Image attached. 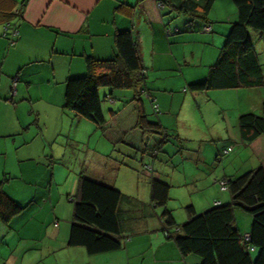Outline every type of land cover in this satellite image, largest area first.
<instances>
[{
  "label": "crops",
  "instance_id": "1",
  "mask_svg": "<svg viewBox=\"0 0 264 264\" xmlns=\"http://www.w3.org/2000/svg\"><path fill=\"white\" fill-rule=\"evenodd\" d=\"M12 2L14 11L18 12L22 8V12L18 18L11 21L18 28L15 45L9 47L8 42L0 36V139L21 135V138H15L13 145L15 148L23 147L18 159L32 161L39 158L43 160L42 162L49 159L51 166L19 165V172L16 173L8 168L6 159L0 158V182L4 181L3 191L22 204L27 199L21 200L23 195L18 191L21 187L17 184L32 183L35 185V193L29 198V203L37 205V202H43L38 208L27 209L30 206L27 205L23 212L8 224L0 222V264H47L53 257L55 264H201L197 256H182L174 241L165 235L160 218L163 208H158L152 203L151 185L147 181H144L141 190L138 187L142 183L137 182L135 185L137 189L130 205L123 206L122 200L120 201L118 207L120 235L126 240L121 250L88 256L83 248H70L68 246L70 222L64 223L63 226L57 220L62 196L68 191H73L80 171H84L91 180L112 186L111 172L122 168L112 155L118 154L119 148L123 151L124 148L133 149L123 142L112 145L100 135L99 138L94 135L97 138V146L94 151L91 150V159H79L72 169L67 167L64 169V166L59 167L52 163L55 155L49 145L55 140L46 136L48 129L50 131L49 124L53 125L51 135H59L64 131L66 81L86 75V58L98 61L112 59L116 53L114 40L118 32L130 31L136 39L146 75V67L149 66L153 72L180 70L179 46L173 45L179 44L182 39L191 35L169 39L173 35L166 34V30L171 27L166 20L168 9L158 10L154 0H12ZM226 31L228 34L229 30ZM1 32L0 27V34ZM212 33L211 31L203 34ZM197 39H194L196 43L203 44L205 48L201 53L191 52V59L197 61L202 68H210L216 52L208 51L207 61L204 62L206 48L208 44L219 46L223 41V35H197ZM183 56L186 60L184 54ZM257 59L259 62L258 57ZM204 77L205 71L200 70L191 74L188 80L194 83ZM13 79H17L14 89ZM248 90L247 106L243 99L237 102L234 108L224 110L223 104L220 108L226 114L223 121L226 125L228 144L225 147H231V158L238 160L237 155L247 157L248 163H253L256 168L258 160L239 138L237 119L242 114L261 113L264 86ZM99 93L112 97V100H105L106 106L102 104L105 118H108L109 111L119 107L123 102L122 98L126 100L131 97L127 92H110L104 89H100ZM154 100L157 104L155 98ZM142 109L145 112L143 99ZM74 118L77 120L75 125L78 129L83 125V121L79 117ZM84 127L91 130L86 125ZM72 137L74 140L84 141L77 133ZM7 146H9L7 141L0 140V156ZM226 158L217 154L218 162ZM104 160L111 163L105 161L103 166L97 163H104ZM247 161L243 160L238 164L236 173L246 169L244 163ZM164 162L159 160L156 174L152 165L150 178L164 182L162 176L164 171L162 166H166L163 165ZM28 171L31 175L25 178L24 173ZM6 172L9 179L6 178ZM218 181L216 183L219 185ZM178 183L181 188L191 187L194 181L183 172L182 182ZM41 185H45L46 191H39L38 187H42ZM192 189L196 188L192 186ZM170 200L177 201V198H169L168 202ZM230 200V195L227 198L216 190L207 205H211L209 207L211 208L215 203L225 204ZM178 201L179 209L184 210L186 206L192 204L197 213L192 201L183 199ZM168 202L165 208L170 209L172 214V209L167 207ZM187 220V215L173 217L174 223L178 226ZM236 227L239 228L237 223ZM244 231L248 234L250 228Z\"/></svg>",
  "mask_w": 264,
  "mask_h": 264
},
{
  "label": "trees",
  "instance_id": "2",
  "mask_svg": "<svg viewBox=\"0 0 264 264\" xmlns=\"http://www.w3.org/2000/svg\"><path fill=\"white\" fill-rule=\"evenodd\" d=\"M215 1L205 0L200 5L195 0H154L155 4L162 5L158 9L160 11L166 8L185 16L189 23H201L200 31L211 27L207 16ZM231 1L237 12V22L231 25L207 76L187 85L191 93L264 86V73L249 33L264 34V0ZM21 12L22 8L14 11L12 0H0L1 29L8 26L18 31L11 21L18 18ZM179 33L177 28L166 30L167 35ZM114 42L116 53L112 59L98 61L86 58V75L66 81L64 109L94 123L110 144L123 142L141 156L157 159L161 144L167 141L168 136L163 135L160 124L150 120L142 109L141 97H146L151 106L155 100L146 86V69L142 65L139 47L130 31L118 32ZM14 45L8 42L9 47ZM14 83L17 79L12 80V85ZM102 88H108L110 92L132 90L134 95L116 110L109 111L108 118H105L99 93ZM103 98L112 100L111 96ZM154 115L157 117L158 114ZM237 129L240 140L258 160V166L241 176H224L218 181L226 182V189L221 190L219 185V190L228 192L229 203H215L200 214L188 206L185 208L188 220L178 226L171 211L165 208L169 200V186L153 178L150 181L151 201L158 208H163L160 218L165 235L174 241L182 256H197L201 264H264V102L260 116L252 113L240 115ZM227 148L231 147H223L218 156ZM230 153L222 157H228ZM148 166L151 172L152 165L144 166V170L148 171ZM3 183L0 182V222L8 224L23 212L25 206L3 191ZM77 184V192L70 198L72 218L68 246L83 248L88 256L121 250L126 240L120 235L117 214L123 195L112 186L91 180L84 171H80ZM235 208L252 217L249 245L254 248L253 252L246 249L242 236L233 226ZM253 254L255 258H252Z\"/></svg>",
  "mask_w": 264,
  "mask_h": 264
},
{
  "label": "rangeland",
  "instance_id": "3",
  "mask_svg": "<svg viewBox=\"0 0 264 264\" xmlns=\"http://www.w3.org/2000/svg\"><path fill=\"white\" fill-rule=\"evenodd\" d=\"M195 1L200 5H203L205 2V0ZM168 10L166 13V20L171 26L170 29L177 28L180 31L179 34L170 36L169 39L185 35L191 36L182 39L179 44L173 45L176 47L179 46V57L181 62L180 70L176 69L173 72H153L151 66L146 67L147 75L145 82L152 97L156 99L157 104H154L159 107V115H157V117L153 113L149 100L142 97L145 114L150 120L160 124L163 129V135L168 136L167 141L164 144H161V150L157 155L158 157L154 160L151 157L141 156L138 152L128 148H124V151L120 148L117 149L119 150L117 151L118 154L112 155V158H116L122 168L111 172L110 183L123 195L122 205L128 206L135 195V190L137 189L135 185H137V182L142 183L138 187L141 190L144 187V181H147L148 183L151 181V172L145 171L144 166L153 165L156 174L158 172L156 167L159 160L165 161L163 165L166 166H162L164 168L162 173V176H164V183L170 187L169 198H177V201L170 200L168 202L169 206L167 207L168 209H172L173 217H178L179 215H187L185 209L183 210L178 208L180 205L178 201L179 199L192 201L195 204L194 206L197 208V214H200L204 210L209 209L211 205L208 206L207 202L210 201L211 195H213L216 190L218 193L229 198L228 192H220L219 185L216 181L221 180L223 176H241L246 172L253 170L254 165L253 163H248L247 157H241V155H237L238 160H235L236 158H231L232 155H230L222 162L217 161L218 151L228 144L226 125L223 121L226 114L221 110L220 105H225L224 110L227 108H234V106H237V102L245 99V104L247 106V102L249 101L247 93H249V90L246 88H238L234 90L210 91L206 93H191L187 90V85L191 84L188 80L191 74L196 73V71L199 72L200 70H204L207 76L209 68H202L199 66L197 61H193L191 59V52L201 53L205 48L203 44L196 43L194 39H197V35H223V41L220 42V45L216 47L213 44H208L204 54V62H206L208 51H215L216 53L212 61V64H214L224 44L225 37L227 36L226 30H229L231 25L237 22V12L232 1L216 0L214 2L212 9L207 16L211 24L212 34H203L204 32L200 31L201 23H189L185 16L172 13ZM249 33L253 42L254 52L255 54L257 53L256 57L259 58V64L261 65L262 72L264 73V35L252 31ZM183 54L185 55L186 60H184ZM149 60L151 62L150 58ZM102 89L108 90V88ZM116 92H127V95H131L130 98L134 95L132 90L131 92L127 90ZM242 95H245V97H242ZM103 97L104 95L102 94V103L106 106L107 100L105 101ZM130 98L126 100L122 98L121 101L124 102L130 100ZM113 99L115 98L113 97ZM64 112L63 133H58L59 135H51L53 125L49 124L50 131L48 129L46 136L47 138L51 137V139L55 140L51 143V145H49L55 155V159L52 163L57 164L59 167L64 166V169L65 167L72 169L77 165V160H85L86 158L91 159V150L94 151L97 146V138L94 135H97L98 138L99 135L102 137V132L97 129L94 123L83 118H80L83 121V125L77 129V125H75L77 121L74 118L75 115L68 112V110H64ZM252 114L256 116L261 115V113ZM72 123H74V125H71ZM84 125L89 127L91 130L89 131L88 128L84 129ZM75 133H77L79 138L84 141H79L78 139L74 140L72 136ZM21 137L22 136L20 135L18 137L0 139L2 142L7 141L9 143V146L4 149L2 155L0 156L2 160H7L8 168H10L13 172L18 173L19 165L22 167V165L34 164L37 167L38 165L47 164L50 167L51 161L49 159L46 162H42L43 160L39 158L32 161H22L18 159L23 147L15 148L13 145L15 138ZM162 139L163 138L160 140ZM88 143L90 144L88 145ZM88 146H90L89 149ZM232 159L234 160L233 162H231ZM243 160L247 161L244 163L246 169L240 173H236L238 171V164ZM105 161L108 162L109 160H104V163H97L103 166ZM114 165L116 166L117 164ZM52 166H54V164ZM183 172L191 181H194L192 186L196 189H192V186L180 187V183L178 182H182ZM6 174V178L9 179L7 172ZM24 174L25 178H29V175H31L30 171L25 172ZM17 185L21 187L18 189V191L23 195L21 200L27 199L25 203H22L23 206L27 207V205H30L27 208L29 209L31 207L38 208L42 205V201L37 202V205L36 203H29V198H31L35 193V185L32 183L31 185L28 183L25 184L23 182H20ZM77 185L76 181L73 191H68V193H65V195L62 196L57 220L60 221L63 226L64 223L66 224L71 222L72 203L69 201L71 196L76 194ZM38 188L39 191H46L45 185ZM67 196L69 198H66ZM191 206L193 205L191 204ZM124 214L126 213H123V215ZM118 215L119 214H117V217ZM120 215H122V213ZM236 223L239 225V228L236 227ZM251 223L252 217L248 213L239 208L234 209L233 226L235 229L237 228L238 230H243V232L240 230L238 231L241 236L246 233L244 230H248L251 227ZM30 232L35 234L33 231ZM255 256L256 255L253 254L252 258H255ZM47 264H55V257H53L51 262H47Z\"/></svg>",
  "mask_w": 264,
  "mask_h": 264
},
{
  "label": "built area",
  "instance_id": "4",
  "mask_svg": "<svg viewBox=\"0 0 264 264\" xmlns=\"http://www.w3.org/2000/svg\"><path fill=\"white\" fill-rule=\"evenodd\" d=\"M156 7H157V9H161L162 5L161 4H156ZM203 32H205V33L211 32V27H209V26L205 27L203 29ZM17 36H18V31L15 30L14 28H10L8 26L3 27V29H2V37L4 39L8 40L9 44L13 45L15 43L14 39L17 38ZM15 85L16 84L14 83L13 84V89H14ZM14 94H15V92L13 91L12 95H14ZM152 110H153L154 114H158L159 113L158 106L155 105V104L152 105ZM231 150H232L231 148L225 149L222 152L221 157L228 155V153L231 152ZM146 170L150 171L151 168L148 166V167H146ZM219 185L221 187V190H225L226 189V182L221 181V182H219ZM242 241H243L244 244H246V249L249 252H253L254 251V248L250 247V245H249V242H250V235L249 234L243 235L242 236Z\"/></svg>",
  "mask_w": 264,
  "mask_h": 264
},
{
  "label": "clouds",
  "instance_id": "5",
  "mask_svg": "<svg viewBox=\"0 0 264 264\" xmlns=\"http://www.w3.org/2000/svg\"><path fill=\"white\" fill-rule=\"evenodd\" d=\"M249 234V233H248ZM250 235V234H249Z\"/></svg>",
  "mask_w": 264,
  "mask_h": 264
}]
</instances>
